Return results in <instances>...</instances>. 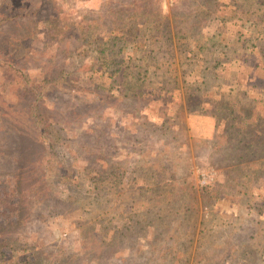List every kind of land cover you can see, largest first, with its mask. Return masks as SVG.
Wrapping results in <instances>:
<instances>
[{"label": "rangeland", "instance_id": "rangeland-1", "mask_svg": "<svg viewBox=\"0 0 264 264\" xmlns=\"http://www.w3.org/2000/svg\"><path fill=\"white\" fill-rule=\"evenodd\" d=\"M0 264H264V0H0Z\"/></svg>", "mask_w": 264, "mask_h": 264}, {"label": "built area", "instance_id": "built-area-1", "mask_svg": "<svg viewBox=\"0 0 264 264\" xmlns=\"http://www.w3.org/2000/svg\"><path fill=\"white\" fill-rule=\"evenodd\" d=\"M168 1H172V0H168Z\"/></svg>", "mask_w": 264, "mask_h": 264}]
</instances>
